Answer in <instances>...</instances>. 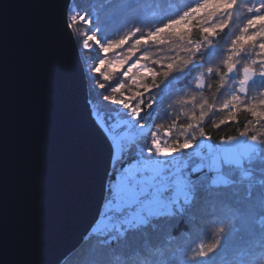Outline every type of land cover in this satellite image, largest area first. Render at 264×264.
Listing matches in <instances>:
<instances>
[{
  "label": "snow or ice",
  "instance_id": "6c2138e0",
  "mask_svg": "<svg viewBox=\"0 0 264 264\" xmlns=\"http://www.w3.org/2000/svg\"><path fill=\"white\" fill-rule=\"evenodd\" d=\"M156 10L162 16L155 24L138 21L140 13ZM241 10L247 13L243 26L214 62L215 42ZM79 24L87 28L82 48L98 54L87 107L110 156L101 211L90 229L89 240L99 243L82 239L72 250L78 264H110L114 244L120 264H264V87L249 95L257 83L264 85V0H190L175 11L157 0L66 4L63 27L70 37ZM185 76L194 91L169 107L191 103L190 119L178 123L176 115L167 125L156 124L165 98ZM108 105L117 106L114 116L103 111ZM217 110L225 115L212 121L214 129L239 123L241 111L251 119L237 134L213 140L205 121ZM13 115L5 54L0 216L7 214ZM149 228L159 242H137V235L151 240ZM237 233L247 237L244 243L236 242ZM186 235L203 238L184 246ZM15 246V235L0 222V264H24L9 259Z\"/></svg>",
  "mask_w": 264,
  "mask_h": 264
},
{
  "label": "water",
  "instance_id": "95a60500",
  "mask_svg": "<svg viewBox=\"0 0 264 264\" xmlns=\"http://www.w3.org/2000/svg\"><path fill=\"white\" fill-rule=\"evenodd\" d=\"M70 0H0L13 126L7 214L9 259L61 264L99 216L110 151L87 107L85 71L63 27Z\"/></svg>",
  "mask_w": 264,
  "mask_h": 264
},
{
  "label": "trees",
  "instance_id": "16d2710c",
  "mask_svg": "<svg viewBox=\"0 0 264 264\" xmlns=\"http://www.w3.org/2000/svg\"><path fill=\"white\" fill-rule=\"evenodd\" d=\"M87 2H92L94 4H99V3L107 4L108 0H71L69 4L72 5L73 7H75L77 4H83V3H87ZM149 2H150V0H149ZM157 2H163L169 7L170 10L175 11L176 9H182L184 7V5L189 4L190 0H157ZM246 2H247V0H241L242 5H243V3H246ZM161 16H162V13L159 12L158 10H156V11H149L147 13H140L138 15L137 19H138V21H142L144 23L145 27H147L149 22L155 24L161 18ZM246 18H247V13L244 12L243 10L234 14V18H233L231 24L229 25V27L225 29L224 33H222L221 36L215 42V53L212 56V60L214 62H219V60L223 57V55L225 54L226 49L228 47V43L236 34H238L239 28L243 26V23L246 20ZM78 26H80V24ZM82 26H83L82 31L85 34L87 32V28L84 24H82ZM80 36L84 37V35L82 33ZM108 38H115V37L113 35H109ZM80 55L83 58L85 56L88 58V61L85 62L87 64V65L85 64V66H86L85 75L87 78L88 100H89L90 89H91L92 85L89 83L88 77L90 75V69L96 63H98V59H97L98 54L96 52V49L95 50L93 49L92 51L83 49V50H81ZM99 56H100V58H103L102 53H100ZM101 82H103V81L101 80ZM190 83H191V77L190 76L181 77L179 82L175 83L173 93L165 98L163 106L159 109L158 113L156 114V119H155L156 124L167 125L168 123H170L171 119L175 118L176 115L180 116V120L178 121V123H180V122L187 123L188 122V120L190 119V116H191V112L193 110V105L191 103L184 105V106H175L174 108H170L169 105H173L174 102L184 93L191 94L194 91L193 88H189ZM260 87H264V85H260L259 83H257L253 87V91L250 92L249 95L250 96L254 95L255 90L260 88ZM177 90H182V91H177ZM204 94L208 95L207 89H205ZM226 96H227V92H225L224 96L218 95L217 100H216L217 105L220 102H222V100L225 99ZM116 107L117 106L108 105L107 107L103 108V111L114 116V110ZM196 111L198 113V109H196ZM185 113H187V115H185ZM223 115H225V113H221L217 110V111H215L214 114L210 113L209 118H206L205 126H206L207 131L212 135L213 140L218 139V137L221 135H235V134H237V131L243 128L246 121L248 119H251L250 115L247 112L241 111L238 114L239 123H230L229 125L222 126L221 129L212 128L211 127L212 121L213 120L218 121L219 118ZM175 135L176 134L174 133L173 139L175 138ZM148 234H152L150 241L146 240L145 237H141L140 235H137L135 237V240L137 242L143 241L145 243L150 242L152 244H156L159 242L157 240L155 234H154V229H152V228L147 229L145 236H147ZM90 235H91V232L88 233V235L86 236L84 241L87 243H90L93 246L97 245L99 243V241L96 239L89 240ZM201 238H203L201 235H186L184 238L181 239L180 243L184 246L194 247L195 244L198 242V240ZM211 238H212L211 236L204 238L205 242H210ZM246 239H247V237L243 233H237L235 236V240L238 244L244 243V241ZM121 259H122V256H121L120 246L117 244H114L113 248L111 249L110 264H120ZM63 264H78V261L75 258V254L74 253L71 254L69 259L66 260Z\"/></svg>",
  "mask_w": 264,
  "mask_h": 264
},
{
  "label": "rangeland",
  "instance_id": "374dc122",
  "mask_svg": "<svg viewBox=\"0 0 264 264\" xmlns=\"http://www.w3.org/2000/svg\"><path fill=\"white\" fill-rule=\"evenodd\" d=\"M71 1V0H70ZM70 3V2H69ZM82 28H83V26H82V24H80V26H76V34H75V36L73 37L74 38V41H75V43H76V46H77V48H78V51H79V54H80V52H81V50H83V48H82V41L84 40V39H86V35H84V33H83V31H82ZM84 35V37L83 36H80L81 35V33ZM94 50H95V48H93ZM92 49V50H93ZM85 50V49H84ZM91 50V51H92ZM86 52V51H85ZM80 58H81V62H82V65H83V68H84V71H86V66H85V62L86 61H88V58L85 56L84 58L83 57H81V55H80ZM84 60V61H83ZM88 63V62H87ZM89 64V63H88ZM87 65V64H86ZM86 80H87V78H86ZM87 92H88V87H87ZM100 211H101V208H100ZM100 211H99V213H100ZM99 217V216H98ZM94 226V225H93ZM92 226V227H93ZM91 227V228H92ZM89 233H90V231H89Z\"/></svg>",
  "mask_w": 264,
  "mask_h": 264
},
{
  "label": "bare ground",
  "instance_id": "6f19581e",
  "mask_svg": "<svg viewBox=\"0 0 264 264\" xmlns=\"http://www.w3.org/2000/svg\"><path fill=\"white\" fill-rule=\"evenodd\" d=\"M71 253L73 254V252H71ZM70 256H71V255H67V256L65 257V260H64L61 264H63L66 260H68Z\"/></svg>",
  "mask_w": 264,
  "mask_h": 264
}]
</instances>
